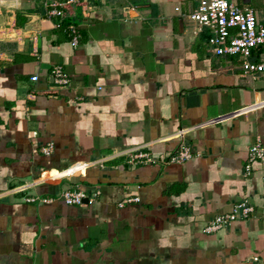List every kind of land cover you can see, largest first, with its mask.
<instances>
[{
  "label": "crops",
  "instance_id": "obj_1",
  "mask_svg": "<svg viewBox=\"0 0 264 264\" xmlns=\"http://www.w3.org/2000/svg\"><path fill=\"white\" fill-rule=\"evenodd\" d=\"M66 1L55 0L60 17L44 8L54 0L0 5V264L264 256V165L244 173L247 149H264V71L251 79L238 57L212 53L209 31L185 16L197 0ZM226 1L264 24V0ZM248 60L264 64V47ZM55 65L67 86L54 85ZM180 140L193 152L183 164L127 162L136 149L172 154ZM64 190L98 193L70 206ZM242 202L247 219L202 232Z\"/></svg>",
  "mask_w": 264,
  "mask_h": 264
},
{
  "label": "built area",
  "instance_id": "obj_2",
  "mask_svg": "<svg viewBox=\"0 0 264 264\" xmlns=\"http://www.w3.org/2000/svg\"><path fill=\"white\" fill-rule=\"evenodd\" d=\"M5 0H0V5ZM77 0H67L66 3H72ZM61 4L55 2L46 3L44 8L49 17H60L61 11L58 10ZM177 11V8L174 9ZM186 18L195 24L196 29L200 31L205 28L209 31L207 44L211 51L216 56H236L239 59L241 74L248 76L251 79L255 75L264 71V64L252 63L248 60L251 52L258 48L264 47V24L257 22L254 11L249 7H240L229 3L226 0H197L195 7L186 15ZM71 36V45L77 44V33L72 27H69ZM49 74L55 86L65 87L68 84V77L58 65L52 66ZM35 75L29 78V81L35 82ZM182 131L176 133V137L182 140ZM180 140L178 149L172 154L166 156H158L153 159L150 154L136 149L130 152L128 163L139 162L143 164H151L158 160V163L165 164H183L193 156V152L189 147L185 146ZM51 143L40 148L42 154L51 152ZM253 162H258L264 165V149L256 142L252 144L246 151V162L244 165V173L248 174L250 165ZM86 164H76L66 171L75 168L63 177H68L73 173H77L84 169ZM77 168V169H76ZM98 192L82 193L75 190H64L58 198L66 205L81 206L83 200L87 203L92 201ZM33 202L34 198L26 199ZM137 198L126 199L125 203L136 202ZM47 200H42L45 202ZM119 206H122L119 204ZM252 212V208L245 202L235 205L230 213L217 215L209 221L203 228L204 234H212L220 229L226 228L236 220H245ZM249 262L252 264H264V256L252 255L249 257Z\"/></svg>",
  "mask_w": 264,
  "mask_h": 264
},
{
  "label": "bare ground",
  "instance_id": "obj_3",
  "mask_svg": "<svg viewBox=\"0 0 264 264\" xmlns=\"http://www.w3.org/2000/svg\"><path fill=\"white\" fill-rule=\"evenodd\" d=\"M73 169H75V168H73ZM76 169H77V168H76ZM70 170H71V169H70ZM70 170H69V171H70ZM63 172H66V170H64V171H62V172H60V173H63ZM60 173H58V174H60ZM67 174H68V173H67ZM56 175H57V174H56ZM56 175H54V176H56ZM65 175H66V174H65ZM54 176H53V178H55ZM63 176H64V175H63ZM56 178H58V177H56Z\"/></svg>",
  "mask_w": 264,
  "mask_h": 264
},
{
  "label": "water",
  "instance_id": "obj_4",
  "mask_svg": "<svg viewBox=\"0 0 264 264\" xmlns=\"http://www.w3.org/2000/svg\"><path fill=\"white\" fill-rule=\"evenodd\" d=\"M83 202L86 203L87 202L86 199H84Z\"/></svg>",
  "mask_w": 264,
  "mask_h": 264
}]
</instances>
